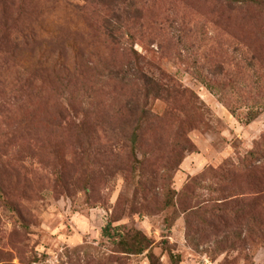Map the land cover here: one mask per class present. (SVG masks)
Listing matches in <instances>:
<instances>
[{
    "label": "rangeland",
    "instance_id": "374dc122",
    "mask_svg": "<svg viewBox=\"0 0 264 264\" xmlns=\"http://www.w3.org/2000/svg\"><path fill=\"white\" fill-rule=\"evenodd\" d=\"M259 1L0 0V264H264Z\"/></svg>",
    "mask_w": 264,
    "mask_h": 264
},
{
    "label": "trees",
    "instance_id": "16d2710c",
    "mask_svg": "<svg viewBox=\"0 0 264 264\" xmlns=\"http://www.w3.org/2000/svg\"><path fill=\"white\" fill-rule=\"evenodd\" d=\"M259 4L262 3L264 5V0H260L258 2ZM139 54V53H137ZM140 55H137L135 57V62L139 63V58ZM135 78L137 79L138 83L142 85V88L147 92H155L159 93L161 90V86L150 76H148L142 69H140L137 66V69H135V72L133 73ZM138 85V84H137ZM233 113H236V111L232 110ZM262 152V148L256 147L253 151L249 153V157H256ZM105 234L111 236V232L108 229V227L105 228ZM131 242H128L127 240L123 241V244L125 245L126 250H128L129 253H135V254H140L143 253L144 250L146 249V244L144 241L146 238H143L140 235L136 236H131L130 237ZM178 257H175L177 259Z\"/></svg>",
    "mask_w": 264,
    "mask_h": 264
}]
</instances>
